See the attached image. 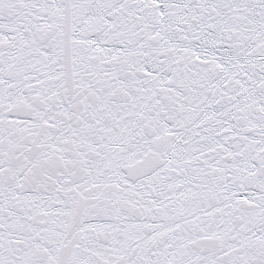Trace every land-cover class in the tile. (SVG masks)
Returning <instances> with one entry per match:
<instances>
[{"label":"snow or ice","instance_id":"snow-or-ice-1","mask_svg":"<svg viewBox=\"0 0 264 264\" xmlns=\"http://www.w3.org/2000/svg\"><path fill=\"white\" fill-rule=\"evenodd\" d=\"M0 264H264V0H0Z\"/></svg>","mask_w":264,"mask_h":264}]
</instances>
